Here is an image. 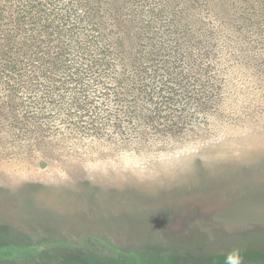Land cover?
<instances>
[{"label": "rangeland", "instance_id": "374dc122", "mask_svg": "<svg viewBox=\"0 0 264 264\" xmlns=\"http://www.w3.org/2000/svg\"><path fill=\"white\" fill-rule=\"evenodd\" d=\"M263 52L174 135L21 125L0 103V264H264Z\"/></svg>", "mask_w": 264, "mask_h": 264}, {"label": "trees", "instance_id": "16d2710c", "mask_svg": "<svg viewBox=\"0 0 264 264\" xmlns=\"http://www.w3.org/2000/svg\"><path fill=\"white\" fill-rule=\"evenodd\" d=\"M263 48L264 0H0V103L21 125L174 135Z\"/></svg>", "mask_w": 264, "mask_h": 264}, {"label": "snow or ice", "instance_id": "6c2138e0", "mask_svg": "<svg viewBox=\"0 0 264 264\" xmlns=\"http://www.w3.org/2000/svg\"><path fill=\"white\" fill-rule=\"evenodd\" d=\"M226 264H234V261H232V260H228V261L226 262Z\"/></svg>", "mask_w": 264, "mask_h": 264}, {"label": "clouds", "instance_id": "9594fccd", "mask_svg": "<svg viewBox=\"0 0 264 264\" xmlns=\"http://www.w3.org/2000/svg\"><path fill=\"white\" fill-rule=\"evenodd\" d=\"M234 264H237V262L234 261Z\"/></svg>", "mask_w": 264, "mask_h": 264}]
</instances>
